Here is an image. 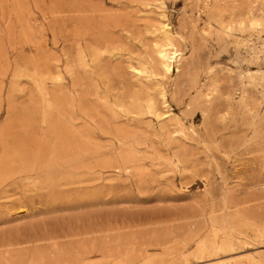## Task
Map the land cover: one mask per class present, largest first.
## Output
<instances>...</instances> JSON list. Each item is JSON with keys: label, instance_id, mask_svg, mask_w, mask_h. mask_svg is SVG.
I'll return each mask as SVG.
<instances>
[{"label": "rangeland", "instance_id": "1", "mask_svg": "<svg viewBox=\"0 0 264 264\" xmlns=\"http://www.w3.org/2000/svg\"><path fill=\"white\" fill-rule=\"evenodd\" d=\"M217 263L264 264V0H0V264Z\"/></svg>", "mask_w": 264, "mask_h": 264}, {"label": "bare ground", "instance_id": "2", "mask_svg": "<svg viewBox=\"0 0 264 264\" xmlns=\"http://www.w3.org/2000/svg\"><path fill=\"white\" fill-rule=\"evenodd\" d=\"M249 24L252 29L263 27V22L255 17H250ZM162 31V42L157 43L155 47L157 49V57L160 60V66L162 68L161 78L162 80H169L172 76L175 65L178 61H181L183 57V53H180L179 51L180 40H182V38L172 34L171 28L168 24L163 26ZM149 65H151L153 73L154 68L152 64L149 63ZM134 71L138 76L148 72L142 68L134 69Z\"/></svg>", "mask_w": 264, "mask_h": 264}]
</instances>
